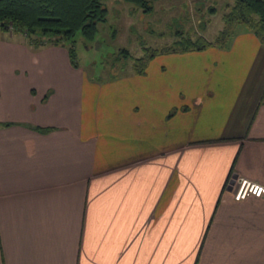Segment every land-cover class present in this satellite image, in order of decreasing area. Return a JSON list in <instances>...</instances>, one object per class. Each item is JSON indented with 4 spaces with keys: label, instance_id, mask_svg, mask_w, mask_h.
Listing matches in <instances>:
<instances>
[{
    "label": "crops",
    "instance_id": "1",
    "mask_svg": "<svg viewBox=\"0 0 264 264\" xmlns=\"http://www.w3.org/2000/svg\"><path fill=\"white\" fill-rule=\"evenodd\" d=\"M8 32L0 264H264V199L230 191L240 177L264 185V85L242 83L264 57L256 36L215 50L227 66L202 89L191 62L87 81L61 47Z\"/></svg>",
    "mask_w": 264,
    "mask_h": 264
},
{
    "label": "rangeland",
    "instance_id": "2",
    "mask_svg": "<svg viewBox=\"0 0 264 264\" xmlns=\"http://www.w3.org/2000/svg\"><path fill=\"white\" fill-rule=\"evenodd\" d=\"M99 2L106 9V14L105 19L96 24L93 38L85 39L76 32L72 37L71 45L75 52L77 64L75 68L82 72L87 81L101 84L131 77L134 73L131 66L132 59L141 55L142 47L157 49L167 46L179 39V34L189 35L192 38L198 34L207 41H212L223 26L221 15L225 11V4H230L231 0H146L150 7L146 12H142L140 6L124 0H99ZM210 7L212 11L208 10ZM244 29L243 24H237L226 46L209 45L197 52L199 54L196 60H190V57L181 59L179 55L181 53L170 54L175 55L172 59H168L167 54H158L150 60L146 68L165 70L183 67L186 62V64L196 63L198 66L193 68L201 69L205 73L204 75L199 73L192 85L202 89L209 85L210 89L212 84H219V81L216 82L217 75L223 66L225 68L227 66V63H222L224 58L217 56L215 50L228 49L233 37ZM68 45V41H64L54 46L61 47L66 54ZM122 49H126L127 53L124 54ZM254 55L255 61L251 60L252 65L248 67L242 83L250 86L264 85V57L257 56L256 53ZM235 80L236 77H233L225 84L234 85ZM180 85L183 86L182 83ZM179 92L177 99L182 101L184 97L181 88Z\"/></svg>",
    "mask_w": 264,
    "mask_h": 264
},
{
    "label": "trees",
    "instance_id": "3",
    "mask_svg": "<svg viewBox=\"0 0 264 264\" xmlns=\"http://www.w3.org/2000/svg\"><path fill=\"white\" fill-rule=\"evenodd\" d=\"M150 10L146 0H124ZM221 15L223 26L212 41L201 35L194 38L178 35L179 39L161 48L142 47L140 56L132 59L135 74H144L150 60L158 54L200 51L209 45L224 47L233 36L235 26L243 24L264 44V0H231L225 4ZM212 11L210 7L208 9ZM106 9L99 0H0V30L23 34L34 48L41 45H60L68 41L67 55L71 66L75 67V52L72 37L79 32L85 39L93 38L96 24L105 19ZM124 54L126 49L121 50ZM3 125H6L4 123ZM47 131L48 128H41Z\"/></svg>",
    "mask_w": 264,
    "mask_h": 264
},
{
    "label": "built area",
    "instance_id": "4",
    "mask_svg": "<svg viewBox=\"0 0 264 264\" xmlns=\"http://www.w3.org/2000/svg\"><path fill=\"white\" fill-rule=\"evenodd\" d=\"M11 26H8V31H11ZM231 197L238 201L247 197H255L264 199V185L251 181L246 178H237L230 186Z\"/></svg>",
    "mask_w": 264,
    "mask_h": 264
}]
</instances>
